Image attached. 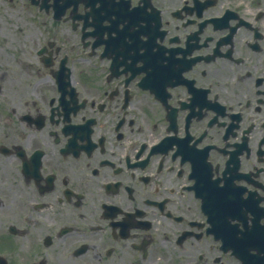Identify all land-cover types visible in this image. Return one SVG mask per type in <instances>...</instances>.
Returning a JSON list of instances; mask_svg holds the SVG:
<instances>
[{
	"label": "flooded vegetation",
	"instance_id": "af4514ba",
	"mask_svg": "<svg viewBox=\"0 0 264 264\" xmlns=\"http://www.w3.org/2000/svg\"><path fill=\"white\" fill-rule=\"evenodd\" d=\"M0 264H264V0H0Z\"/></svg>",
	"mask_w": 264,
	"mask_h": 264
}]
</instances>
